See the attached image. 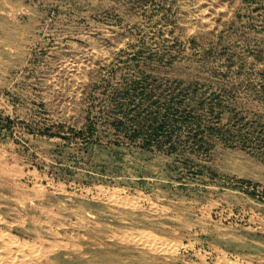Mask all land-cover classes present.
Wrapping results in <instances>:
<instances>
[{
  "label": "rangeland",
  "instance_id": "1",
  "mask_svg": "<svg viewBox=\"0 0 264 264\" xmlns=\"http://www.w3.org/2000/svg\"><path fill=\"white\" fill-rule=\"evenodd\" d=\"M0 195L2 264H264V0H0Z\"/></svg>",
  "mask_w": 264,
  "mask_h": 264
},
{
  "label": "bare ground",
  "instance_id": "2",
  "mask_svg": "<svg viewBox=\"0 0 264 264\" xmlns=\"http://www.w3.org/2000/svg\"><path fill=\"white\" fill-rule=\"evenodd\" d=\"M2 164V163H1ZM2 192V191H1ZM21 193V192H20ZM26 194V193H25ZM3 195V194H2ZM1 196V195H0ZM17 197V196H16ZM2 198V197H1ZM18 199V198H17ZM16 201V200H15ZM1 204V203H0ZM9 208L12 210V211H16V202L15 203H11V204H9ZM13 213V212H12ZM34 218V217H33ZM79 219V220H78ZM1 220V219H0ZM77 221L79 222V224H80V226L81 225H83L84 224V222L86 221L83 217H79V218H77ZM63 224L61 223V224H59V226H62ZM1 226V225H0ZM79 226V225H78ZM84 227V226H83ZM67 228V227H66ZM0 229H1V227H0ZM2 230V229H1ZM88 233V232H87ZM45 234L46 235H48L49 236V238H52L51 240H50V242H49V244L50 245H48L49 247V249H57L58 250V252L60 251V252H68L69 251V244L67 243V241L68 240H70V239H72V240H74V237H71V238H69L68 237V231L67 230H65V229H47V231L45 232ZM86 233H83V234H80V233H78V234H76L77 235V237H81L80 235H85ZM6 236H7V234H6ZM86 237V236H85ZM87 237H89V236H87ZM18 238V237H17ZM66 238H68V240L67 241H65L64 239H66ZM90 238V237H89ZM36 239V238H35ZM46 239V238H45ZM87 239V238H86ZM124 239V238H123ZM135 240V239H134ZM6 241V240H5ZM47 241V240H46ZM1 242H3V238H2V235L0 236V243ZM32 242H34V241H32ZM95 242V244H98V245H100V243H98L97 241H96V239H93V238H90V239H88L87 240V242L85 243L87 246H89V245H91V244H93ZM157 242V241H156ZM5 243V242H4ZM46 244V243H45ZM73 244H74V242H73ZM22 245H24V244H22ZM74 245H77V244H74ZM74 245H72V246H74ZM156 245V244H155ZM44 246V245H43ZM28 247V246H27ZM30 247V246H29ZM28 247V248H29ZM150 247V246H149ZM31 248V247H30ZM29 248V249H30ZM33 248V247H32ZM47 248V247H46ZM160 248V247H159ZM158 248V249H159ZM162 248V247H161ZM150 249V248H149ZM35 250V249H34ZM153 250V249H152ZM16 251V250H15ZM31 251V250H30ZM42 251V250H41ZM29 253H31V252H29ZM127 253V252H126ZM27 254V253H26ZM44 256V255H43ZM0 257H2V256H0ZM101 257V256H100ZM98 258V259H96V262L97 263H91V262H89L87 259L85 260L86 261V263H83V264H112V263H106V261L103 259V258ZM14 258V257H13ZM12 258V259H13ZM17 258V257H16ZM96 257H94V259H95ZM0 259H3V258H0ZM8 259V258H7ZM18 259V258H17ZM16 259V260H17ZM89 259V258H88ZM10 261V260H9ZM15 261V260H14ZM21 261H26V259H24V258H20V260H19V262H21ZM29 261V260H28ZM3 262V261H2ZM2 262L0 261V264H2ZM6 262V261H5ZM27 263V262H26ZM71 263V262H70ZM34 264H66V263H62L61 261H59V262H57V263H35L34 262ZM72 264V263H71Z\"/></svg>",
  "mask_w": 264,
  "mask_h": 264
}]
</instances>
